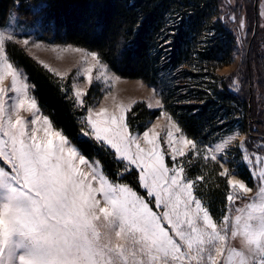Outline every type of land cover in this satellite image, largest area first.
<instances>
[{
    "label": "snow or ice",
    "instance_id": "snow-or-ice-1",
    "mask_svg": "<svg viewBox=\"0 0 264 264\" xmlns=\"http://www.w3.org/2000/svg\"><path fill=\"white\" fill-rule=\"evenodd\" d=\"M12 39L11 33L0 31V81L10 76L13 93L0 88V264H264V144L253 152L244 141L238 145L241 162L258 182L252 197L246 194L253 188L234 178L236 168L219 173L227 178L229 192L228 210L217 221L198 195L205 175L191 178L188 166L197 161L219 162L221 167L229 163L235 134L203 144L187 137L169 117L179 133L167 132L169 166L159 149V133H143L153 146L150 151L130 134L128 109L116 116L104 108L95 113L88 108L81 121L87 129L84 135L114 150L124 163L121 179L129 170L137 171L145 193L141 195L108 177L102 164L86 158L62 131L53 130L47 116L42 118L45 138L37 136L36 127L29 135L27 126L37 124L39 109L31 86L6 55V40ZM89 55L107 68L96 53ZM93 67L85 77L89 84ZM74 95L77 105L85 107L86 94ZM20 110L32 113L33 119L26 121ZM177 143L181 147H175ZM240 200L247 202L237 206ZM235 239L239 247L230 244Z\"/></svg>",
    "mask_w": 264,
    "mask_h": 264
},
{
    "label": "trees",
    "instance_id": "trees-1",
    "mask_svg": "<svg viewBox=\"0 0 264 264\" xmlns=\"http://www.w3.org/2000/svg\"><path fill=\"white\" fill-rule=\"evenodd\" d=\"M220 0H0V26L14 12L41 32L43 39L72 44L97 54L114 73L140 79L159 90L162 106L135 102L126 113L131 133H141L167 111L189 138L212 143L227 129L250 135L256 112L248 93L230 89L229 76L217 70L233 62L236 38L221 18ZM254 22L253 2H247ZM39 21V23H38ZM9 60L25 73L41 112L88 159L95 158L108 177L139 188L138 173H124L113 150L101 148L84 135L82 118L102 97L90 85L76 103L70 76H59L16 42H6ZM167 160L170 165L171 162ZM219 162L188 166L194 178L205 175L198 195L214 219L226 210L227 178ZM250 182L247 169L237 173Z\"/></svg>",
    "mask_w": 264,
    "mask_h": 264
},
{
    "label": "rangeland",
    "instance_id": "rangeland-1",
    "mask_svg": "<svg viewBox=\"0 0 264 264\" xmlns=\"http://www.w3.org/2000/svg\"><path fill=\"white\" fill-rule=\"evenodd\" d=\"M247 2H253V0H220L221 18L233 31L236 38V47L233 62L219 68L217 73L219 75L229 76V87L231 90L238 93L247 92L249 99L252 98V105L256 112L255 120L252 125L253 129L248 136L245 133H242L239 128L232 127L225 130L217 140L211 143L214 144L224 137L235 134V139L230 144L227 153L229 163L224 164L222 171H224V168H236L237 173H241L243 168L247 169L249 172L247 166L241 162V152L238 149V145L244 141L248 151L253 152L260 151L257 148V145L264 144V0H257L256 2L257 26L255 31L254 22H251L252 19L249 14ZM233 17L234 19H232ZM241 20L244 21L243 29L241 28ZM0 31H3L5 35L11 33L13 35L12 42H16L29 55L55 74L59 76H70L74 93L76 91L86 93L88 87L94 85V94L97 93L96 91L102 93V97L99 101L88 107L92 108L94 113L98 112L101 108H104L107 109L108 114L119 116L122 109L126 108L129 110V108L137 101H144L150 108L162 106L159 90L156 87L150 86L140 79L123 78L114 73L98 58L103 65L107 66V68H102L97 64L96 60L89 55V53L94 52L85 48L43 39L40 31H38L30 22L20 19L14 12L9 16L6 24L0 26ZM24 39L29 40L27 45L24 44ZM6 42L8 41L6 40ZM75 49H80V51H76ZM9 62L11 61L9 60ZM94 65L95 67H93ZM13 66L16 70L22 73V79L26 78V75L21 68H18L14 64ZM89 67H93L91 73L93 83L91 84H89V81L85 78L88 75L87 69ZM233 81H236V83L234 84ZM26 82L29 84L27 78ZM0 88H3L7 95L13 94L11 92L10 76H5L3 80L0 81ZM30 94L33 96L31 89ZM88 108L86 110V115L88 114ZM38 109L39 112L37 113V116L40 118L37 120V124L33 126L29 123L27 127L29 135L31 134V129L36 127L38 129L37 136L44 139L43 129L46 126L44 125L42 118L46 115L41 112L39 106ZM19 115L25 118L26 121H31V119H33L32 113L27 110H20ZM169 117L172 116L167 111L163 110L158 117L150 122L149 126L143 132H129L131 135L138 137L137 142L141 148L145 149V151L152 150L153 146L144 140L143 133L149 131V136H151L153 132L159 133V149L165 154V162L167 163L166 159H168L172 164V153L171 148L167 143V132L172 130L175 136H179V133L176 132V129L173 127V121L170 120ZM14 118L15 117L13 116V119ZM53 130L58 129L54 127ZM174 146L177 148L181 147L178 143L174 144ZM133 150H135V148H133ZM261 154H264V152H261ZM90 160L98 161L95 158ZM171 164L168 165L171 166ZM80 168L85 172L90 171L87 165H80ZM249 175L250 182L245 181L237 174L234 177L235 179L244 181L248 187L253 188V193L246 194V197L248 198L254 195L258 183L253 180L250 172ZM97 196L99 198V193H97ZM246 202L247 200L237 201V206H243ZM227 210L226 207L225 212ZM220 219L221 217L215 220L219 221ZM230 244L239 247V239L231 240Z\"/></svg>",
    "mask_w": 264,
    "mask_h": 264
},
{
    "label": "water",
    "instance_id": "water-1",
    "mask_svg": "<svg viewBox=\"0 0 264 264\" xmlns=\"http://www.w3.org/2000/svg\"><path fill=\"white\" fill-rule=\"evenodd\" d=\"M254 14H255V20H254V31H255V28H256V26H257L256 4H255V6H254ZM254 31H253V32H254Z\"/></svg>",
    "mask_w": 264,
    "mask_h": 264
},
{
    "label": "flooded vegetation",
    "instance_id": "flooded-vegetation-1",
    "mask_svg": "<svg viewBox=\"0 0 264 264\" xmlns=\"http://www.w3.org/2000/svg\"><path fill=\"white\" fill-rule=\"evenodd\" d=\"M256 2H257V0H253V5H254V6H255Z\"/></svg>",
    "mask_w": 264,
    "mask_h": 264
}]
</instances>
